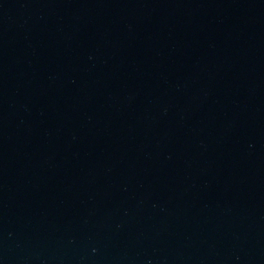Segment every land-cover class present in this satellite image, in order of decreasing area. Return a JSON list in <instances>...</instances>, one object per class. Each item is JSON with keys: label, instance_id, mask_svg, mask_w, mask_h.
<instances>
[{"label": "water", "instance_id": "95a60500", "mask_svg": "<svg viewBox=\"0 0 264 264\" xmlns=\"http://www.w3.org/2000/svg\"><path fill=\"white\" fill-rule=\"evenodd\" d=\"M0 264H264V0H0Z\"/></svg>", "mask_w": 264, "mask_h": 264}]
</instances>
